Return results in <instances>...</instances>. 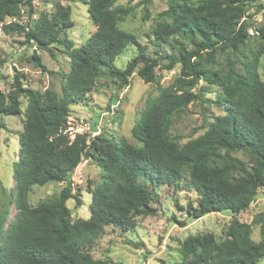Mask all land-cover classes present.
Instances as JSON below:
<instances>
[{"label": "trees", "instance_id": "16d2710c", "mask_svg": "<svg viewBox=\"0 0 264 264\" xmlns=\"http://www.w3.org/2000/svg\"><path fill=\"white\" fill-rule=\"evenodd\" d=\"M35 1L0 0L2 29L23 32L35 44L28 59L37 68L47 70L37 49L56 58L54 49L61 46L71 70L61 96L52 88L42 92L25 87L26 75L20 71L8 93L0 89V129L5 128L4 115L21 113L22 93L28 98L14 165L16 212L8 219L7 205L0 214V264H113L92 255L96 239L107 226L129 231L136 226L137 215L154 214L152 187L177 184L186 169L200 200L186 209L176 206L191 218L223 210L238 214L250 207L264 187V80L258 71L263 51L254 55L243 74L233 71L221 76L206 61H212L218 50L234 54L248 43L254 36L250 33L254 17L264 8L262 2L168 0V8L159 16L171 22H159L155 32L166 41L180 35L192 48L182 45L178 57H168L169 68L182 63V74L172 84L160 85L159 94L148 100L132 130L141 143L135 145L125 137L115 141L87 133L72 139L67 131L70 106L84 101L104 74L118 79L121 88L127 86L140 64L138 75L145 82H157L161 57H150L134 33L119 27L126 11L114 8L118 0H83L96 30L78 47L67 33L74 24L69 5L55 2L50 14L41 13L28 28L18 21L25 10L29 16L34 14ZM8 17L16 20L7 23ZM255 31L264 40V25ZM131 44L138 46L139 54L125 69L117 68L116 57ZM5 62L0 51V66ZM201 80L221 87L217 98L226 113L216 116L203 134L182 144L170 134L172 117L197 98L192 88ZM221 148L228 152H220ZM235 150L250 154L253 164L233 155ZM83 157L101 168V182L89 190L90 217L73 220L67 201L74 198L77 206L83 203L81 195L73 192L72 180ZM64 181L67 185L58 194L36 206L30 204L33 186ZM253 224L261 225L260 241L252 237ZM181 251V264H256L264 257V212L256 214L252 223L234 217L222 240L211 232L190 235L181 243Z\"/></svg>", "mask_w": 264, "mask_h": 264}, {"label": "rangeland", "instance_id": "374dc122", "mask_svg": "<svg viewBox=\"0 0 264 264\" xmlns=\"http://www.w3.org/2000/svg\"><path fill=\"white\" fill-rule=\"evenodd\" d=\"M58 1L71 7L74 24L68 28L67 33L78 47L96 30L89 16L88 4L83 0H36L34 14L29 16L25 10L18 21L28 28L41 13L50 14L55 2ZM198 1L200 0H189L191 3ZM258 2L264 4V0H257ZM114 8L126 11L119 27L134 33L150 57H161L156 68L158 81L145 82L138 75V69L142 64L129 77V84L123 88L120 87L118 79L104 74L84 101L70 106L67 131L72 139L77 133H87L89 137L103 135L115 141L125 137L132 144L140 145L132 130L148 100L159 94L160 85L168 86L182 74V63L178 62L169 68L168 57L176 58L182 45H187L189 48H192V45L180 35H173L166 41L155 32L159 22H171V19L159 16L168 8V0H150L148 4L144 0H118ZM12 20L16 19L8 17L5 22ZM2 24L3 22H0V51L6 62L0 66V89L8 93L15 73L20 71L26 75L22 79L25 87L42 92L52 88L61 96L65 76L71 70L70 58L63 52L62 47H55L56 58L46 50L37 49L43 64L47 67V70L43 71L28 59L36 48L35 44L28 41L23 32L6 33L2 29ZM262 25H264V8L254 17V25L250 28V33L254 36L248 43L234 54L229 50H218L212 61L205 60L207 67L218 71L221 76L233 71L243 74L248 64L253 61L254 55L262 50L258 71L261 79L264 80V40H261L257 36L259 33L255 31ZM137 54H139L138 46L129 45L116 57L115 66L125 69ZM192 91L197 93V98L173 115L170 127L172 137L182 144L203 134L216 116L226 113L224 105L218 103L217 96L221 91L219 85L201 80ZM20 100L21 113L4 115L5 128L0 129V214L9 205L11 214L8 219H11L16 212L14 165L18 160L19 136L24 127L28 106V98L24 93ZM220 152L228 151L221 148ZM231 153L240 157L249 166L253 164V159L247 152L235 150ZM138 179L147 182L143 177ZM72 180L73 192L79 193L83 201L80 206L76 205L74 198L67 201L73 220L79 217L89 218L92 200L89 190L94 189L101 182V168L91 158L83 157L72 174ZM66 185L65 181L35 185L29 193V202L32 206H36L48 197L58 194ZM152 189L154 199L151 206L154 208V214L137 215L136 226L129 231L107 226L105 232L90 248L95 258L113 264H181L183 261L181 243L186 237L211 232L218 240H222L234 217L252 223L256 214L264 212L263 187L250 207L238 214L223 210L208 213L201 218H191L186 210H180L176 206V203H179L186 209L189 204L196 206L200 200L189 169L184 171L177 184L161 185ZM180 221H184V224H180ZM252 237L256 241L262 239L261 225L253 224ZM256 264H264V257Z\"/></svg>", "mask_w": 264, "mask_h": 264}]
</instances>
